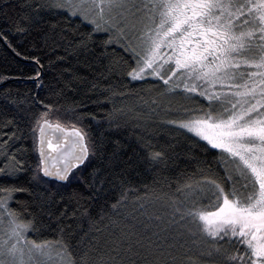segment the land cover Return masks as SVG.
I'll return each mask as SVG.
<instances>
[{"label": "snow or ice", "instance_id": "snow-or-ice-1", "mask_svg": "<svg viewBox=\"0 0 264 264\" xmlns=\"http://www.w3.org/2000/svg\"><path fill=\"white\" fill-rule=\"evenodd\" d=\"M28 7L32 14L21 17L27 24L16 21L17 31L39 27L49 13L65 16L63 26L50 27L52 31L59 27L64 40L69 32L74 34L69 47L87 50L93 37L104 33L105 48L117 44L132 62L127 72L131 80L162 82L159 98L152 104L159 106L168 97L185 101L176 109L180 118L167 123L191 134L206 153H212L216 170L199 168L198 179L196 173L187 177L177 188L183 199L164 194L172 209L170 222L194 225L199 235L216 245V252L227 244L233 252L225 253L226 264H264V0H28ZM81 27L90 31L80 33ZM48 39L45 34V43ZM44 107L31 129L33 134L39 131L42 146L32 182L75 178L98 195L111 183L103 168H94L88 176L82 173L93 158H105L104 139L93 138L77 123H52V105ZM15 138L13 132L0 144L4 157L0 264H92L86 256L76 258L71 224L58 228L55 241L28 239L29 232L39 231L36 217L28 213L32 219H27L10 202L16 192L29 190L4 183L24 170L23 162L10 151L9 141ZM45 145L51 151L46 152ZM142 147L150 161L164 160L165 153L153 150L150 143ZM130 191L122 187L111 209L123 206ZM29 195L43 209L54 194L37 189ZM73 196L83 198L80 193ZM100 214L103 222L107 217L103 207ZM120 243L134 255H139L137 249L163 253L166 238L157 232L127 231ZM102 264H115V257Z\"/></svg>", "mask_w": 264, "mask_h": 264}, {"label": "trees", "instance_id": "trees-1", "mask_svg": "<svg viewBox=\"0 0 264 264\" xmlns=\"http://www.w3.org/2000/svg\"><path fill=\"white\" fill-rule=\"evenodd\" d=\"M25 14H32L28 0H0V144L15 132L16 138L9 141L10 151L16 153L24 169L17 179L4 183H16L32 192L47 189L54 194L43 209L29 191L14 194L10 207L27 219H32L28 213L36 217L39 231L29 232L28 239L55 241L58 228L71 224L76 258L86 256L92 264H102L109 256L115 257V264H226L225 253L233 252L227 244L216 252V245L199 235L194 225L170 222L172 209L164 194L173 200L183 199L177 188L187 177L196 173L198 179L199 168L211 166L216 170L212 153H206L191 134L167 123L180 118L176 109L185 101L168 97L159 106L152 104L159 98L162 82L131 80L127 72L132 62L117 44L105 48L106 34H96L87 50L69 47L74 34L69 32L64 40L59 27L55 31L50 27L58 23L63 26L65 16L49 13L39 27L17 31L16 21L27 24L21 20ZM89 31L80 28V33ZM44 105H52V123H77L93 138L104 139L105 158H93L82 173L88 176L94 168H103L111 183L98 195L75 178L64 184L45 178L32 182L39 162L37 131L33 134L31 129L35 118L45 111ZM145 143L163 151L164 160L147 159L142 147ZM3 162L0 153V166ZM122 187L131 190L128 199L112 210L110 206ZM73 193L83 198L77 200ZM101 207L107 212L103 222ZM127 231L159 233L166 238L163 253L143 249H137L139 255L127 252L126 245L120 243Z\"/></svg>", "mask_w": 264, "mask_h": 264}, {"label": "water", "instance_id": "water-1", "mask_svg": "<svg viewBox=\"0 0 264 264\" xmlns=\"http://www.w3.org/2000/svg\"><path fill=\"white\" fill-rule=\"evenodd\" d=\"M39 138H40V134H39V131L37 130V136H36V155H37V158H38V162H39V164H40V160H41V155H40V153H41V144H40V142H39ZM44 148H45V151L46 152H49V151H51L50 149H47L46 148V145L44 146ZM41 175H42V173H41ZM45 179H47V180H51V181H54V182H57V183H61V184H64V183H66V182H60V181H57V180H55V179H53V178H45Z\"/></svg>", "mask_w": 264, "mask_h": 264}, {"label": "rangeland", "instance_id": "rangeland-1", "mask_svg": "<svg viewBox=\"0 0 264 264\" xmlns=\"http://www.w3.org/2000/svg\"><path fill=\"white\" fill-rule=\"evenodd\" d=\"M149 79H155V78H149Z\"/></svg>", "mask_w": 264, "mask_h": 264}]
</instances>
